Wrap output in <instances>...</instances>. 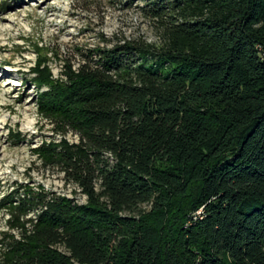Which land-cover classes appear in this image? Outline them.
I'll use <instances>...</instances> for the list:
<instances>
[{"label": "trees", "instance_id": "1", "mask_svg": "<svg viewBox=\"0 0 264 264\" xmlns=\"http://www.w3.org/2000/svg\"><path fill=\"white\" fill-rule=\"evenodd\" d=\"M142 11L156 44L89 50L62 79L38 60L63 141L34 152L87 200L6 196L0 264H264V0Z\"/></svg>", "mask_w": 264, "mask_h": 264}, {"label": "rangeland", "instance_id": "2", "mask_svg": "<svg viewBox=\"0 0 264 264\" xmlns=\"http://www.w3.org/2000/svg\"><path fill=\"white\" fill-rule=\"evenodd\" d=\"M0 0V201L30 188L53 198L86 204L79 188L66 184L59 168H45L34 152L43 142L60 143L61 135L38 111L39 90L33 69L40 58L53 78H64L65 64H77L89 50L111 48L126 41L156 44L160 33L142 8L147 0ZM7 3V4H6ZM41 48V49H40ZM7 94V96L5 95ZM18 135V136H17ZM64 139L79 142L69 132ZM29 189V190H30ZM197 214H201V211ZM198 215V216H199ZM31 211L28 218H35ZM6 212L0 211V232L8 230Z\"/></svg>", "mask_w": 264, "mask_h": 264}, {"label": "bare ground", "instance_id": "3", "mask_svg": "<svg viewBox=\"0 0 264 264\" xmlns=\"http://www.w3.org/2000/svg\"><path fill=\"white\" fill-rule=\"evenodd\" d=\"M48 0H45V2H43V5L47 2ZM2 22H4V21H6V19H4V18H1L0 19ZM6 31L5 30H2V31H0V34H4ZM7 50V48H6V46L5 45H0V52L1 51H6ZM6 96H7V94H5ZM13 107L10 105V104H1L0 105V109H8V110H10V112H13L12 109Z\"/></svg>", "mask_w": 264, "mask_h": 264}]
</instances>
